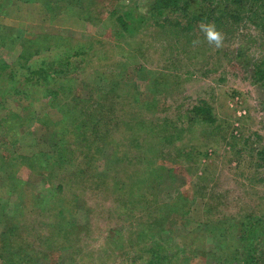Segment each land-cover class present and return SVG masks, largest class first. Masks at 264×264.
<instances>
[{
    "label": "rangeland",
    "instance_id": "rangeland-1",
    "mask_svg": "<svg viewBox=\"0 0 264 264\" xmlns=\"http://www.w3.org/2000/svg\"><path fill=\"white\" fill-rule=\"evenodd\" d=\"M149 1L0 0V209L16 214L21 237L14 235L12 242L24 249L27 244L28 250L39 257L36 264H69L72 258L82 260L83 253L91 254L84 264H140L136 252L141 251L144 258L149 256L145 252L149 241L146 236L157 234L176 246L194 241L191 264H216L206 252L213 250L214 237H208L210 229L203 228V224L207 220L229 222L264 211V169L257 165V152L264 147V87L252 79L249 67L255 59L264 58V32L241 27L230 35L221 30L225 36L222 48L209 45L200 31L191 43L182 39L174 45L173 39L167 41L161 36L153 21L144 23L133 37L119 35L114 17L128 7L136 14H144ZM34 35H49L50 44L58 41V46L51 44L26 62L25 38ZM194 40L200 43L194 45ZM36 45L45 44L39 38ZM67 48H85L90 59L77 66L73 77L52 79L26 91L25 67L55 57ZM117 77L121 78L117 91L120 95L114 101L105 92L112 91ZM57 88H64L62 94L69 97L54 103L46 92ZM153 90L156 110L142 105L139 112L145 124L140 122L141 127L153 128L161 122L167 127L183 124L178 125L181 140L175 144L163 148L152 143L157 156L165 154L170 169L151 170L159 176L151 212L145 216L141 203L135 210L139 220L135 218L134 223L132 217H124L121 221L110 196H81L88 210L79 209L77 218L88 230L78 242L80 248L61 247L60 239L53 238L48 240L54 243L44 257L47 246L41 239L50 228V219L39 209L27 213L25 201L31 204L37 196H51L53 189L21 161L22 156L47 150V140L57 139V129L47 127L43 121L49 119L56 124L72 94L97 101L103 108L112 107L115 114L120 110L122 95L132 97L138 93L149 101L147 97ZM201 100L212 109L214 121H186L183 108ZM72 103L76 108L84 107L78 98ZM164 116L169 117L171 125L163 121ZM111 139L122 143L124 152H118L116 157H124L125 152L132 156L128 138L116 134ZM135 139L143 147L157 141ZM111 150V145L103 147L101 162ZM137 154L142 158L148 151ZM142 168L141 172H149L145 170L148 166ZM12 170L23 184L4 179ZM119 222L121 231L113 233L119 241H107L120 246L113 251L106 243L107 231L117 229ZM4 224L0 222V233ZM134 239L138 242L136 248L129 245ZM8 246L15 248L12 243Z\"/></svg>",
    "mask_w": 264,
    "mask_h": 264
},
{
    "label": "trees",
    "instance_id": "trees-1",
    "mask_svg": "<svg viewBox=\"0 0 264 264\" xmlns=\"http://www.w3.org/2000/svg\"><path fill=\"white\" fill-rule=\"evenodd\" d=\"M53 2L55 3V0ZM57 3L56 5L60 8ZM114 20L121 36L133 37L144 23L153 21L154 26L158 27L161 36L167 41L173 39L174 45L182 39L191 43L194 35L200 31L198 28L202 20L214 21L220 31L225 30V33L230 35H234L241 27L264 32V0H150L144 14H136L128 7L118 13ZM39 38L45 44L42 47L36 45ZM50 38L49 35L25 38V61L27 62L43 49L48 50L51 44L58 46V41L50 44ZM79 49L72 51L71 48H67L55 57L45 58L34 66L25 67L23 78L25 90L44 85L52 79L73 77L77 66L82 61L87 62L90 59L87 49ZM249 65L252 79L264 87V58H257ZM103 73L102 71L96 74V77H101ZM116 79L117 84H114L112 91L105 92L109 99L114 101L120 95L117 91L120 90L118 83L121 78ZM115 88L116 91L113 93ZM63 89H48L46 95L52 97L56 103V99L69 97L68 94H62ZM153 92L155 91L151 92L150 98L147 97L149 101L143 100L138 93L132 97L128 94L126 97L122 95L120 110L115 114L111 106V108H103L97 101L94 103L82 96L78 97L79 94H72L69 98L71 104L67 103L68 106L63 109L62 117L56 124L49 119L43 121L47 127L57 129L55 134L57 139L47 140L45 142L47 150H40L31 156H22L21 161L53 189L51 196H37L31 204L25 201L27 213L39 209L45 213L46 219H50L48 222L51 223L50 228H46L47 231L43 235L45 239H41L47 246L46 252L42 254L44 257L49 255V249L54 242L48 240L53 238L60 239L61 247L78 245L80 248L81 245L78 242L88 230L87 225L77 218L79 209H87V202L81 203V196L100 193L105 197L110 196L115 206L114 211L120 216L121 221L124 217H132L134 223L135 218L139 220L135 210L141 203L144 204L142 208L145 209V216L151 212L150 208L155 203L154 191L159 186L157 182L159 176L151 173V170L160 167L170 169L169 164L165 163V154L161 152L157 156L158 150H155L154 145L164 148L181 140L179 132L181 129L178 125L183 124L178 123L173 127H167L161 122L153 128L141 127L140 122L143 118L139 111L142 105L150 110H156L154 107L157 101H155V95H152ZM107 96L105 98H108ZM76 98L84 102L83 108H76L72 103ZM261 109L264 113V100L261 103ZM82 111L84 113L80 114L79 112ZM183 113H185L186 121L196 118L213 122L215 119L212 109L203 100L195 104H187L183 108ZM168 119V116H164L163 121L171 125ZM142 123L145 124V122ZM116 134L128 138L132 156L125 152L124 157H116L118 152H124L121 149L122 143L111 139ZM135 137L141 140L147 137L157 141H150L151 143L143 147L142 143H137ZM105 145H111L112 150L110 156L101 162L100 153ZM143 151H148V154L140 158L137 153ZM257 159V165L264 169V147L258 150ZM143 166H148L145 169L149 171L148 173L141 172L144 170ZM4 179L15 182L16 185L24 183L15 170L9 172ZM29 201L32 200L29 199ZM37 204L41 207L35 206ZM19 210H22L21 206ZM20 212L19 214H22ZM168 217L171 218V215L168 214ZM16 218V214H8L0 209V222L5 223L4 230L0 233V264H36L39 257L33 250H28L27 244L24 249L23 245L19 243L14 245L15 241L12 242L14 235L21 237L20 225L15 222ZM120 224L119 222L117 229L112 228L107 231L106 243L113 251L120 249V246L118 244L113 246L107 241H119L113 233L121 231ZM204 226L210 229L211 234L208 233V237H214L213 250L206 252L216 264H264V211L260 215H247L229 222L207 220L203 228ZM84 229L86 230L82 232ZM162 230L163 228L158 231ZM156 237L160 235L146 236V241H149L145 252H148L149 256L144 258L141 251L136 252V259H141L140 264H191L195 257L194 241L176 246L167 238ZM11 243L15 248L8 246ZM129 245L130 247L134 245L136 248L138 242L134 239ZM90 255L83 253L82 260L72 259L74 264H84L88 263ZM114 255L116 256L115 253ZM72 259L69 264H73Z\"/></svg>",
    "mask_w": 264,
    "mask_h": 264
},
{
    "label": "clouds",
    "instance_id": "clouds-1",
    "mask_svg": "<svg viewBox=\"0 0 264 264\" xmlns=\"http://www.w3.org/2000/svg\"><path fill=\"white\" fill-rule=\"evenodd\" d=\"M199 30L203 33L204 39L209 45H212L216 48H222L225 41V36L220 31L214 21L202 20L199 23ZM200 43L199 40H194L193 44Z\"/></svg>",
    "mask_w": 264,
    "mask_h": 264
}]
</instances>
